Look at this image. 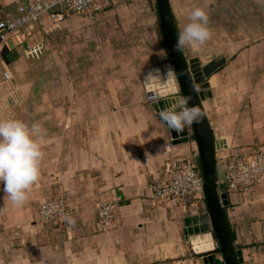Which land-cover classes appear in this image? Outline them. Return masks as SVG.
Segmentation results:
<instances>
[{
  "label": "crops",
  "instance_id": "crops-1",
  "mask_svg": "<svg viewBox=\"0 0 264 264\" xmlns=\"http://www.w3.org/2000/svg\"><path fill=\"white\" fill-rule=\"evenodd\" d=\"M135 1L116 0L100 12L68 14L58 24L46 17L45 28L34 24L12 34L2 50L0 119L39 124L45 155L40 179L22 206H14L0 185V264H205L208 257L222 259L214 245L197 251L185 235L184 219L206 212V205L199 211L168 207L150 197L149 181L164 176L171 151L198 150L191 134L188 142L174 144L147 100L144 76L154 68L166 71L170 63L157 9L146 15L145 6ZM170 1L179 35L185 22L176 15L175 0ZM205 2L217 7L208 24L222 29L223 36L217 40L213 33L201 50L185 47L182 52L202 64L226 59L207 79L202 101L214 137L221 141L216 160L222 181L223 157L264 145V0H194L192 7ZM19 15L13 0H0V19ZM39 44L44 47L39 57L26 54L27 45ZM59 196L71 208L67 217L73 223L66 218L42 222L40 203ZM104 197L117 199L108 231H102L97 215ZM225 212L243 264H264V183L232 193Z\"/></svg>",
  "mask_w": 264,
  "mask_h": 264
},
{
  "label": "built area",
  "instance_id": "built-area-1",
  "mask_svg": "<svg viewBox=\"0 0 264 264\" xmlns=\"http://www.w3.org/2000/svg\"><path fill=\"white\" fill-rule=\"evenodd\" d=\"M19 7L16 18L0 19V56L12 34L38 24L45 28L46 17L54 24L64 20L66 15H85L103 11L116 0H13ZM43 45H27L26 54L39 57ZM8 77V74H5ZM162 178L153 176L149 181L151 199L168 207L198 208L205 205L204 183L198 153L171 151ZM222 158V157H221ZM224 178L218 180L229 196L264 183V145H258L249 153L223 157ZM117 199L104 200L98 207V219L102 231L114 226V207ZM72 213L63 196L43 201L39 205L42 222H62Z\"/></svg>",
  "mask_w": 264,
  "mask_h": 264
},
{
  "label": "clouds",
  "instance_id": "clouds-1",
  "mask_svg": "<svg viewBox=\"0 0 264 264\" xmlns=\"http://www.w3.org/2000/svg\"><path fill=\"white\" fill-rule=\"evenodd\" d=\"M187 21L179 32L176 49L181 51L187 47L199 51L213 36L208 13L203 7H195ZM158 55L165 57L166 53L160 50ZM141 85L148 102L157 105L161 100L168 102L158 112V117L177 134H183L186 127L199 123L204 116L199 106H188L190 96L180 95L177 73L170 66L163 72L159 68L152 69ZM192 90H197L194 84ZM41 136L42 130L37 123L29 126L16 118L0 119V185L14 206H22L27 201L32 187L40 179V165L45 155ZM66 219L69 224L73 223L70 217Z\"/></svg>",
  "mask_w": 264,
  "mask_h": 264
},
{
  "label": "water",
  "instance_id": "water-1",
  "mask_svg": "<svg viewBox=\"0 0 264 264\" xmlns=\"http://www.w3.org/2000/svg\"><path fill=\"white\" fill-rule=\"evenodd\" d=\"M156 6L162 40L168 53L170 67L177 73L180 95L190 96L188 106L197 105L204 113L200 122L186 127L183 134L170 130L174 144L188 142L189 134L193 137L197 145L204 183L206 212L189 215L184 219L185 235L190 236L191 241L196 235L202 236L206 233H209L212 239H216L218 248L214 251L221 254L222 259L213 260V257H208L204 259L205 264H243L242 249L235 246L225 217L224 208L229 204L228 194L223 185L218 184L216 150L221 149V141L215 139L202 105V101L206 98V90L210 86L207 79L226 63V59L218 57L206 64H202L195 57L187 59L182 50L176 49L178 36L171 1L156 0ZM193 84L197 89L195 92L192 90ZM167 103L161 100L158 105L151 104L158 113Z\"/></svg>",
  "mask_w": 264,
  "mask_h": 264
},
{
  "label": "rangeland",
  "instance_id": "rangeland-1",
  "mask_svg": "<svg viewBox=\"0 0 264 264\" xmlns=\"http://www.w3.org/2000/svg\"><path fill=\"white\" fill-rule=\"evenodd\" d=\"M185 1V3H184ZM135 2H137L138 4L140 5H144V9H145V14L148 15L150 14V10L152 11V13H155V10L157 9V6H156V0H136ZM175 11L177 12L176 15H181L182 17V22L184 21L185 23H187V16L188 14L190 13V11L195 8V7H192L193 3H194V0H175ZM205 8V10L207 11L208 13V16H209V19L213 17V13H214V10L217 8V7H208L209 4H207L206 2L203 4ZM199 6V5H198ZM202 6V5H201ZM184 17V18H183ZM213 23V22H212ZM212 30V32L214 34H216L217 36V40H219L218 36H223L222 34V29H214V28H210ZM162 36V35H161ZM210 41V40H209ZM104 200H107V197H104L100 200V203ZM100 203L98 205H100ZM204 204H201V207L203 206ZM97 207V208H98ZM199 208H200V205L198 208H193V209H198L199 211ZM199 214H202L200 212H198ZM97 215H98V209H97ZM209 238V233H206L202 236H198V237H195L193 239V244L195 246V249L197 251H203V250H208V249H212L213 248V245L215 246V249L216 250L218 248V245H217V241L216 239L214 238V240L212 239H208ZM190 244V242H188Z\"/></svg>",
  "mask_w": 264,
  "mask_h": 264
},
{
  "label": "trees",
  "instance_id": "trees-1",
  "mask_svg": "<svg viewBox=\"0 0 264 264\" xmlns=\"http://www.w3.org/2000/svg\"><path fill=\"white\" fill-rule=\"evenodd\" d=\"M174 19V18H173ZM178 36V35H177ZM193 138V137H192ZM198 162H199V160H198ZM199 164H200V162H199ZM224 211H225V208H224ZM225 217H226V212H225ZM227 224H228V222H227ZM228 227H229V224H228ZM229 230H230V227H229ZM230 233H231V236H232V239H233V241H234V236H233V233H232V231L230 230Z\"/></svg>",
  "mask_w": 264,
  "mask_h": 264
},
{
  "label": "bare ground",
  "instance_id": "bare-ground-1",
  "mask_svg": "<svg viewBox=\"0 0 264 264\" xmlns=\"http://www.w3.org/2000/svg\"><path fill=\"white\" fill-rule=\"evenodd\" d=\"M208 239H211L212 240V236L209 234V238ZM194 248H195V246H194Z\"/></svg>",
  "mask_w": 264,
  "mask_h": 264
}]
</instances>
